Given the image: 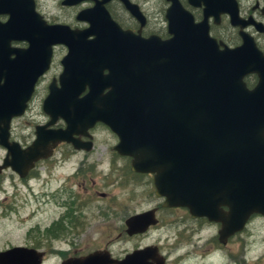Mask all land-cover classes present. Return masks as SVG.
Here are the masks:
<instances>
[{"label": "water", "instance_id": "95a60500", "mask_svg": "<svg viewBox=\"0 0 264 264\" xmlns=\"http://www.w3.org/2000/svg\"><path fill=\"white\" fill-rule=\"evenodd\" d=\"M92 1L75 15L87 23L79 28L47 23L34 0H0L6 16L0 21V144L11 154L1 166L24 175L61 141L88 149L89 140L78 136H89L87 129L99 122L115 134L113 148L130 157L131 169L151 174L163 206L184 205L208 219L221 204L241 207L245 215L264 212V54L252 41L219 49L206 25L194 22L176 0L165 10V39L121 28L105 9L107 0ZM120 2L143 23L135 4ZM56 45L65 53L41 103L48 121L36 126L25 148L9 145L8 122L22 114ZM247 74L256 76L251 88L243 82ZM58 118L64 126L51 127ZM216 183L233 186L216 197ZM148 214L131 215L127 230L144 231L154 223ZM42 255L14 246L0 252V264H39ZM107 263L164 264L155 246L132 250L120 261L96 251L60 264Z\"/></svg>", "mask_w": 264, "mask_h": 264}, {"label": "flooded vegetation", "instance_id": "af4514ba", "mask_svg": "<svg viewBox=\"0 0 264 264\" xmlns=\"http://www.w3.org/2000/svg\"><path fill=\"white\" fill-rule=\"evenodd\" d=\"M61 1L59 3L61 4ZM135 4L142 15L143 23L135 19L123 6L120 0H107L104 3L105 9L108 11L110 17L123 29H130L133 33H139L142 37L149 35H156L161 39L170 37L168 32L167 18H165V10L170 5L171 0H162L163 7L160 10L163 19V25L160 30H146L150 22V11L143 9L142 5L137 0H128ZM177 3L185 10H187L194 22L203 23L206 25L207 34L214 39L219 49L234 48L241 44H249L251 41L264 54V0H176ZM85 3L88 7L93 4L92 0H82L75 5ZM62 5V4H61ZM71 5V6H75ZM66 6V5H62ZM66 6V7H71ZM83 7H80L81 9ZM118 8L120 12L127 13L129 17L121 20L118 13L115 11ZM78 9V10H79ZM34 10L37 11L47 23H60L48 21L40 9L37 7V2L34 0ZM77 10V11H78ZM77 11L74 13V20ZM5 15L0 14V21H4ZM76 22V24H67L70 27H85L87 25L84 21ZM19 46H25L23 42L12 43ZM58 46V45H56ZM52 48V55L49 67L52 66V57L55 52V47ZM62 46V45H61ZM61 58V57H60ZM60 64V62L58 61ZM61 67V65H60ZM49 69V68H48ZM47 69V70H48ZM46 73V72H45ZM44 73V74H45ZM43 74V75H44ZM42 75V76H43ZM51 76V78H56ZM37 80L33 92L26 102V106L21 115L10 118L7 127V143L9 145L15 144L20 148H25L31 143L35 137L36 126L44 124L48 121V116L42 112L41 103L46 91L38 97L40 116L42 119H37V111L34 109L33 100L36 96ZM49 79V81L51 80ZM48 81V83H49ZM243 82L246 88H251L256 84V76L254 74H247L243 77ZM47 83V84H48ZM53 128L63 127V121L58 118L52 125ZM98 127L110 131L102 123L96 122L87 129L89 136L79 135L80 141H88L90 147L88 149L75 148L70 143L59 142L50 152V155L45 158H40L33 162L24 175H19L9 165L1 166L4 162L11 160V154L7 146L1 145L3 153L0 157V192L4 193L2 200L4 205L0 209V220L7 218L8 214L12 212L13 207L11 201L16 193V182L23 188L31 190L28 180L33 179L36 185L37 182V196L42 199L44 196L45 202H52L55 209H62L55 222L51 224L56 225L53 232L54 239L58 235H62L65 231L73 237L78 236L83 232L85 226L83 221L87 218L86 210L97 209L93 211V217H101L102 223L100 225V233H98V245L82 252V246L75 245L73 241H67L69 249L62 250L55 248L52 250L54 254L62 255L59 264L64 260H76L82 258L91 252H99L107 259L121 260L126 254L135 249H140L145 246H155L156 251L162 256L164 264H171V261L180 256V263H183L188 257L189 253L193 251L192 247L199 243L202 237L208 235L206 240L210 242V249L206 254H211V260H206L204 264H264V212H251L245 215L244 209L241 207H228L221 204L215 206L212 210L211 218L208 219L204 215L193 216L189 212V208L184 205L180 206H163L162 197H158L154 193L153 183L150 173L134 171L130 167V157L119 154L113 147L116 141L105 146V151H95V130ZM82 145H85L83 143ZM95 151L96 154L104 153V155L91 158V153ZM119 161V163H118ZM6 173L5 175H3ZM2 176V177H1ZM9 179V185L14 189L8 195L1 187V180ZM58 177L62 180L55 189L47 193L46 188L52 181ZM126 178L134 185H143V190L149 191L152 199H157L153 204L135 206L132 209H121L119 205H115L114 197L109 195L107 191H100L94 189L97 184L96 180H102L103 185L107 187L114 186V181L121 183ZM4 181V179H3ZM111 182V183H109ZM88 183V184H87ZM76 185L78 189L74 191L72 186ZM227 184L213 185V195L219 192L228 194ZM219 187V188H218ZM217 191H215V189ZM80 189V190H79ZM24 190V189H23ZM9 196V197H8ZM36 197V195H34ZM25 199V197H23ZM116 212L117 224L112 227L114 232L113 241H109V234L106 231L108 226L107 213ZM124 211H127L123 214ZM148 211L150 214L147 220H153L154 223H149L142 232H129L127 219L134 214ZM145 219V218H144ZM38 224V223H37ZM238 225V228L229 232L230 226ZM172 226L176 228L174 234V242L167 243L168 238H173V233L170 236L165 235L164 240L159 237L151 239V233L158 231L160 228H167ZM39 228V227H38ZM47 228H49L47 226ZM22 241L20 243H11L7 239V232L0 235V252L8 250L14 246L32 247L38 251H42V259L46 258V250L41 246V233L34 236L36 242L27 245L25 241V232L22 231ZM50 234L49 232H47ZM73 237L71 239H73ZM205 239V238H204ZM125 244L126 247H119L116 252H113L111 245L113 242ZM204 240V243H206ZM81 243V242H80ZM175 248V252L171 257L170 248ZM257 248V251L255 249ZM171 253V252H170ZM208 262V263H207ZM41 264V263H40ZM108 264V263H107ZM115 264V263H109Z\"/></svg>", "mask_w": 264, "mask_h": 264}, {"label": "rangeland", "instance_id": "374dc122", "mask_svg": "<svg viewBox=\"0 0 264 264\" xmlns=\"http://www.w3.org/2000/svg\"><path fill=\"white\" fill-rule=\"evenodd\" d=\"M59 1L60 0H36L38 9L41 10L44 17L48 21L67 23L70 25L76 24L77 22L73 17L74 13L80 7L86 6V4L83 3L71 7H66L62 6ZM137 2L142 5L143 9L150 11L151 14L150 22L153 23V25H147L146 30H160V27L163 25L162 14L160 13L161 8L163 7L162 0H137ZM115 11L121 17V20L129 17L127 13L120 12L118 8H115ZM54 49L55 52L52 57V66L49 67L46 73L38 81L36 86L37 97L34 98L33 103L35 105L34 109H36V111L38 112L37 119L43 118V115L40 116L41 110L39 108L40 102L38 100V97H40L46 91V85L51 76H55L56 74H58L61 69L58 61L64 54L65 47L58 45ZM94 141L95 151L98 152L100 150V152H104L105 146L114 143L116 141V138L110 131L104 129L103 127H98L95 130ZM95 151H93L90 155L92 159L100 156V154L104 155V153L96 154ZM2 153L3 151L0 148V157L2 156ZM5 174L6 173H4L3 175ZM3 179L1 180V187L5 189L8 195H10V192H13L14 189L9 185L10 183L8 178H4L3 176ZM61 180L62 178L58 177L55 181H52L49 184V187L46 188L47 193L55 189V187L58 186ZM96 182L97 184H100V186L96 185L94 186V189L107 191L109 195L114 197V200L116 201L115 205H119L121 209H132L135 206L153 204L157 201V199H152V195L149 193V191L143 190V185L131 184L130 181L126 178H124L121 183H119L117 180L114 181V186L107 188L103 185L102 180L97 179ZM16 184L17 195L14 196L11 201V206L13 207V209L12 212L8 214L7 218L4 217L2 220H0V235L4 232H7V239L11 243H20L22 241V231H24L26 244L29 245L33 241L36 242L33 237L37 236L38 233H41L40 242L42 244L40 247L42 249H45L47 254L46 258L43 259L41 264H59L60 257L62 255L54 254L52 250H54L55 248H59L62 250L69 249L67 241H73L76 246L80 244L82 246V252H86L87 250L98 245L97 238L98 233H100V225L102 223V220L101 217H93L91 219V216L94 214L93 211L96 212L97 209H92L91 211L86 210L84 212L87 218L83 221V223L86 226L81 234L73 237V235L65 231L61 236L58 235L57 239H54L53 232L56 231L54 230V227H56V225L53 226V224L51 223L55 222L54 220L57 219L59 211H62V209H55L52 202H45V198L43 195L42 199L40 200V197L37 196V182L35 185L33 179L28 180V184L31 186L30 191L28 190V188H23L22 186H20L18 181L16 182ZM72 189L76 191L78 187L76 185H73ZM4 193L0 192V209L4 205V201L2 200V196L4 195ZM34 195H36V197H34ZM23 197H25V199ZM126 212L127 211H124L123 214ZM116 216L117 213L114 211L110 214L107 213L108 226L106 228V231L109 234V241L114 240V232H112L111 234L110 232L112 230V227L117 224ZM47 226L49 228H47ZM47 232H49L50 234H48ZM171 233H173V238H168L166 242L172 244L175 239L174 234L176 233V228L172 226H167V228H160L158 229V231L152 232L151 239L153 240L154 238L159 237L160 239L164 240L165 235L170 236ZM72 237L73 239H71ZM206 237H208V235L202 237L203 239H201L199 243H196L195 246L192 247L193 251L189 253L188 257L181 264H204L206 260H211V254H206V251L210 249V242L206 240ZM204 240H206L205 244H203ZM174 243L177 244V242ZM120 246L126 247L125 244H120L115 240V242H113L111 245V249L113 252H116V250ZM172 247L173 245L170 248L171 253L169 252V254H171V257H173L172 253L176 251V247ZM255 251H257V248L255 249ZM180 259V256H177L171 261V264H179Z\"/></svg>", "mask_w": 264, "mask_h": 264}]
</instances>
